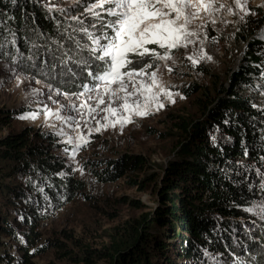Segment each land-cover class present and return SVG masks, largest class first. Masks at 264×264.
<instances>
[{
  "label": "trees",
  "instance_id": "1",
  "mask_svg": "<svg viewBox=\"0 0 264 264\" xmlns=\"http://www.w3.org/2000/svg\"><path fill=\"white\" fill-rule=\"evenodd\" d=\"M42 5L41 0H0V38L10 31L25 55L32 45L64 42L74 49L67 33L77 25ZM263 24L264 14L247 17L236 32L244 62L225 81L216 78L208 87L190 89L200 91L194 113L170 116L176 142L158 174L142 177L147 165L142 155L107 161L103 181L133 175L132 183L149 190L156 206L116 227L104 247L80 244L76 255L54 239L51 248L83 264H209V256L235 260L232 256L244 255L246 248L254 252L255 242L242 234L239 220L251 221L244 209L264 194V41L257 36ZM47 55L38 61L45 63ZM12 112L0 111V129ZM58 140L53 132L31 127L0 135V264H33L29 250L42 213L49 202L59 206L81 187L61 174L66 169L56 152L63 145ZM2 234L18 247L17 260ZM256 238L263 243L261 232Z\"/></svg>",
  "mask_w": 264,
  "mask_h": 264
},
{
  "label": "rangeland",
  "instance_id": "2",
  "mask_svg": "<svg viewBox=\"0 0 264 264\" xmlns=\"http://www.w3.org/2000/svg\"><path fill=\"white\" fill-rule=\"evenodd\" d=\"M41 2L43 3L42 7L46 10L52 6L53 11H55L56 8L67 7L72 0H41ZM227 3L235 8L233 0H227ZM247 7L255 15H245L244 13L234 15L227 10H222L215 17L217 23L214 26L212 24L207 25L208 39L205 40L203 47L207 55L212 57L211 60H201L193 67L191 61L186 58L193 54L194 46L189 45L187 49L173 50L172 55L175 62L172 60L153 61L149 57L143 63L133 65L142 68L144 64H152V67L145 71L148 73L154 71L160 84L170 88L173 93L180 94L179 96L174 95L175 103H169L161 97V102L165 105L163 109L153 111L146 117H133L132 122L124 125L123 128L119 125L109 126L106 130L98 133L93 132L89 138L90 142L80 148L72 158L63 151L65 147L71 151V145L63 143L67 136L57 135L59 143L63 145L56 152L62 157L66 169L61 174L66 180L73 181L74 187L75 185L81 187L75 190L71 196H66L65 200L60 199L59 206L49 202L47 210L42 213L44 217L38 221L35 229L37 239L34 246L29 250V253L33 254V264H83L74 262L68 256H62L61 249L55 246L51 248L52 241L56 239L65 245L67 250L76 255L80 254V244L88 245L91 248L104 247L109 244L110 237L114 234L116 227L123 225L126 221L138 218L156 206L155 198L149 190L132 183L133 175L132 177L125 175L116 180L103 181L101 175L104 174V170L108 166L107 161L114 159L117 161L118 155H142L147 163L142 177L159 173L172 157L173 146L176 142L173 137L175 129L172 128L170 116L183 117L195 111L194 101L200 95V91L193 93L190 92V89L195 86L208 87L216 78L225 81L229 73L244 62V44L237 40L236 32L239 31L241 24L247 17L257 18L264 14V0H247ZM235 11L239 12L238 9ZM55 12L65 18V14ZM78 12L82 13L83 7L73 8L71 15H77ZM241 15L244 16L243 20L240 19ZM68 22L70 25H77L75 21L68 20ZM91 23H95V21L91 18H85L86 27ZM257 36L264 41V24L258 29ZM75 37L80 40L81 44L88 43L87 38L82 33H77ZM213 37L215 40L212 39ZM2 38H0V111L12 110L13 112L10 122L1 127L0 135L31 127L54 134L63 129L66 133L75 136V132H71L67 125L56 120L54 116H50L46 120L42 111L39 112L35 120L19 119L23 112L38 107L34 102L35 97L31 94L33 89L45 94H52L54 99L67 103L65 99L67 94L84 91L79 86L80 80H82V84H92L91 78L87 76L86 72H81L78 77L57 75L55 79L51 78L50 74L45 76L40 73V68L47 62L50 66H47L46 72L50 73L53 63L59 66V61L66 58L64 53L69 52L70 49L74 50V45L68 46L64 42L54 43L52 47L38 46L36 48L32 45L29 46L30 48L25 55L22 50L16 48V46L19 47V41L16 37L15 44L11 43L14 35L10 31ZM150 47L156 46L150 45ZM195 47L199 48L200 45L197 44ZM54 49L57 53L52 52ZM46 52L48 59L44 58L45 63L40 62L43 60L38 61V57L40 55L42 57ZM83 55L86 56L87 53L85 52ZM169 69L172 70L169 71ZM145 79L149 80V77H145ZM47 85L52 87L49 88ZM180 96H183V99ZM40 99L53 112L57 109L58 104L48 101L47 95L41 96ZM103 115V112L97 113L96 119L103 122ZM90 123L94 128L95 120L90 121ZM51 125H55V127H51ZM83 131L84 135L87 136L88 129ZM77 167L81 168L83 172L73 171V168ZM140 179L141 177L137 181ZM73 188L72 190H74ZM262 198H264V194L255 202L261 201ZM249 214L251 221L240 219L239 223L240 230L247 240L255 242L252 249L254 252L246 251L248 249L246 248L244 255L232 256L235 260L225 259V257L216 259L209 256L207 257L209 264H236L237 258L242 260L244 264H264V241L262 243L256 238L257 232H261L264 236V221L252 213ZM1 236L3 240L8 242L6 249L11 257L17 260L20 256L18 247L10 236L4 234ZM39 249L43 251H39ZM95 264H102V262L99 261ZM157 264L164 263L160 261Z\"/></svg>",
  "mask_w": 264,
  "mask_h": 264
},
{
  "label": "snow or ice",
  "instance_id": "3",
  "mask_svg": "<svg viewBox=\"0 0 264 264\" xmlns=\"http://www.w3.org/2000/svg\"><path fill=\"white\" fill-rule=\"evenodd\" d=\"M233 4L235 8L227 0H72L67 7L56 8L55 11L65 14L67 20L77 24V27L67 33V38L75 44V49L69 50L71 54L64 53L66 58L59 61V66L53 63L50 73L45 71L47 63L40 68V73L45 76L50 74L55 79L57 75L78 77L81 72H86L92 84L80 85L83 92L67 94V103L54 99L52 94L33 89L31 94L38 107L23 112L19 119L35 120L42 111L46 120L54 116L67 125L71 132L76 133L75 136L63 129L56 135L67 136L63 143L71 145V151L67 147L63 151L72 158L90 142L93 132L98 133L109 126L119 125L123 128L132 122L133 117H146L153 111L163 109L165 105L161 102V97L169 103H175L174 95L180 94L173 93L170 88L160 84L154 71H145L152 64H144L142 68L133 65L143 63L149 57L153 61L175 62L173 50L187 49L189 45L194 46L193 54L186 58L193 67L201 60H211L212 57L207 55L203 47L208 39L207 25L214 26L217 23L215 17L222 10L234 15H255L248 9L247 0H233ZM79 7H83V12L71 15V10ZM48 11H53V7L49 6ZM85 18H91L95 23L86 27ZM240 19L243 20L244 16L241 15ZM73 33H82L88 43L81 44ZM212 39L215 40V37ZM11 43L15 44V37ZM197 44L200 45L199 48L195 47ZM85 52L86 56L83 55ZM261 76L264 77V71ZM145 77H149V80ZM43 95H47L48 101L58 104L54 112L40 99ZM180 98L183 99V96ZM252 106L256 107L255 104ZM99 112L104 113L103 122L96 119ZM92 120H95L94 128L90 123ZM84 129H88L87 136L84 135ZM261 160L264 161V157ZM77 170L83 172L79 167L73 168V171ZM260 188L264 190V177ZM244 211L264 221V198L253 202ZM204 254L209 255L207 252ZM236 264L244 262L238 260Z\"/></svg>",
  "mask_w": 264,
  "mask_h": 264
}]
</instances>
